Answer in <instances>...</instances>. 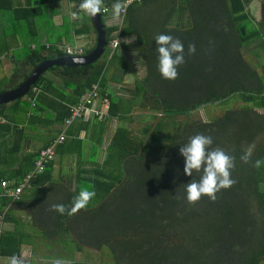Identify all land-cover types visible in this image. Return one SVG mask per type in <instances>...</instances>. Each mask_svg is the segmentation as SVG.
Segmentation results:
<instances>
[{
    "label": "trees",
    "instance_id": "1",
    "mask_svg": "<svg viewBox=\"0 0 264 264\" xmlns=\"http://www.w3.org/2000/svg\"><path fill=\"white\" fill-rule=\"evenodd\" d=\"M28 1L30 7L23 9L12 8L10 0H0V2L5 4L0 11H6L11 20L16 22L20 21L19 19L23 21L30 19V22H32L37 18L38 20L39 18H45L43 15L44 5L48 4L50 0ZM122 1L103 0V6H112ZM141 1L147 0L133 1L127 6L125 13L130 11L133 4ZM204 1L210 0H169L171 10L172 5H179L176 9H173L178 14L179 19L177 23H174L172 21L173 15L169 19L168 17L166 18L167 23L173 24L174 27H166V23H159L157 34L172 35L180 39L184 45L186 62L179 66L178 78L174 81L163 79L162 83L158 68L155 69L152 77L163 88V94L171 95L172 99L164 98L159 93L152 91L153 89L146 88V82H144L146 79L144 78L134 81L133 86L134 84H143L142 89H129L130 91L128 92L131 96L126 99L115 96L110 97L106 94L109 102L108 118L102 122L95 121V127H98V131L95 139H90L91 142L86 158V161L91 164V168L86 173L80 172L75 177L73 190L58 204H63L70 209L73 198L78 195L82 187L91 186L90 190H94L96 195L86 209H82L74 215L69 216L67 213L61 215L53 211L50 222L51 228L47 232H35L40 235L39 237L46 238L48 236L50 238L54 236L55 239L60 241L58 242L59 244H63L61 241L65 237L69 242L73 243L74 251L77 252H81L83 249L96 251L99 248L102 250L103 257L107 258L104 262L102 261L104 264H117L113 250L114 244L109 243L108 240L111 237L115 238L117 235H125V232L117 226L115 229L98 231L94 233V237L89 236L90 234L85 235L84 229L98 219V214L90 215V212L92 210L105 211L107 206L110 207V203L113 200L117 202V207H119V215L116 218V222L121 220L122 224L126 223L132 226L128 227L132 229V232L138 231L141 226L143 227L142 230L148 229V221L146 219L150 218V221L153 222L152 215L155 217L158 212L164 211L165 208H168L169 212L172 211L173 205L177 202L181 203L184 201L186 203L184 199L185 184L190 182L191 179L198 180L199 174L194 173L192 177H189L182 173L184 172V158L180 155L179 148L188 142L189 137L196 134H204L213 138L212 147L218 146L229 155L235 157V167L232 169L231 174L232 178L237 181L236 184L227 190H221L217 193L215 202L209 200L207 196L202 197L198 202L218 210L219 214L215 220L217 224L227 221L223 224V228L218 235V244L214 248H219L220 240L223 237H228V242L231 240L230 238H233L234 241L236 236L242 238L245 230H255L257 228L256 225L258 223L253 224L251 222V215H244V211L240 209L239 204L241 203H239V200L244 199L242 195L244 190L254 195L263 215V221L259 223L263 233L255 249L252 248L248 252L243 251L242 248L236 249V251L233 250V252L229 251L227 255L230 256L221 260V257L216 253V249H213L212 252H206L203 247L204 256L211 255L213 264H259L260 256H264V165H261L260 168H255L251 163H243L240 157L250 145H255L252 161L264 159V145L256 140V136L264 126V86L251 92L249 89L244 88L242 83L246 82L245 80L247 79H253V74L252 71H249L242 64L239 52L235 50L236 46L237 48L242 47L244 43L259 35V33L255 29L245 30L250 22L245 7L249 0H227L228 3L223 0H211L216 2L214 3L216 7L213 8H209ZM191 2H194V7L190 6ZM208 4H211V2H208ZM214 4L212 3L211 5ZM14 14H20L21 17L14 19ZM127 14L123 16L124 21L122 20V22L124 25L122 27L104 26V39L107 45L111 34L117 29H119L118 34L121 36L130 34L131 31L128 25H125ZM102 17L100 15L103 23ZM85 19L93 29L90 17L85 15ZM262 22H264V19ZM211 25L214 28L213 32L208 30V26ZM68 26L70 27V25ZM8 28L12 29V24L4 23L0 26V34H2L0 37V57L4 52L11 50V70L8 75L5 73L0 74V93L16 87L44 60H52L64 56L61 52L55 50V46L59 41L54 36H46L45 39L37 38L33 47L26 42H21L23 45L9 47L6 34V29ZM196 30H199V37L195 36ZM83 33H86L85 29L73 31L75 35ZM66 42H70V40L66 39ZM47 43L48 48L45 50L44 47ZM146 43L148 44L149 42L146 40ZM189 44H195L198 49L191 56L187 55ZM93 47L94 45L83 49L81 55L89 54ZM204 47L206 49L209 47L211 56L209 55L208 57V53L204 52ZM123 48L125 49L127 46L124 45ZM45 51L46 53L42 54ZM111 53L108 46H106L101 56L90 64L76 67L52 66L48 68L23 96L13 100L10 104L15 105L14 110L21 111L30 117L27 119L28 121L30 119L32 121L35 120L38 122L37 124L44 127L60 124L68 115V107L73 105L78 97L89 89L91 85L97 84L99 90L104 91L105 71L108 66L107 61L104 59L107 55L110 56ZM103 55H105V58L101 59ZM111 56L109 57L110 60ZM154 60H157L158 64V58ZM44 73L53 75L59 83L48 79ZM237 74H243L240 80L237 79ZM143 87L146 89H143ZM32 88L39 91L35 98H33L31 93ZM172 91L178 92L181 96L179 98L184 101H188L191 97L196 98L197 100L195 101L197 102L186 107H173L172 103L178 98L172 96L174 95ZM32 100L34 102L33 108L30 106ZM239 102H249L250 106L248 108L243 105L236 106ZM205 105H217L223 113L222 117L214 118L206 123L175 120V116L186 114ZM4 107L5 104H0V120H2L0 121V141L13 128L8 121L6 114L8 111ZM134 109L145 113L135 114L136 110L134 111ZM255 109H260L262 113H257ZM112 119H114L116 125L106 146L102 149L104 130ZM158 137H164L168 140L164 143L165 145H162V151L153 150L154 142L158 141ZM77 144L80 148V141ZM48 145L49 143L43 148ZM59 147L60 149L63 148L61 145ZM169 152L173 153L175 158L171 163L168 162L169 160L163 161V158ZM76 153L77 157H80V150H77ZM98 154L101 159L99 161L96 159ZM10 155L11 153H7L5 162L12 165V163L7 161L11 158ZM36 155L37 152L22 155L16 161L13 169L4 170L0 168V181H6L9 184L17 182L32 170ZM98 162L100 164H97ZM176 162L182 172L174 170L171 174V182L164 181L160 184L162 188L160 192L152 190L148 192V195L142 201L135 200L134 197L129 196L128 188L131 181L140 180L139 186H143L142 189H144V183L149 172L142 171L141 167L143 165L160 168L154 169V172L162 174L166 171L167 175H170ZM52 165V162L47 164L43 172L31 180L30 187L38 186L48 181L51 177ZM83 174L86 176H83ZM129 179L132 180L129 181ZM177 194L181 196V199L175 198ZM25 209H27L26 204L22 205L17 201L13 204L10 199L0 197V224L7 223L6 225H11L9 228H0V258L10 259L12 256H20L22 247L29 244L32 241V237L35 236V234L31 235L28 231L22 229L23 225L14 216L17 211H25ZM248 211L251 213L250 210ZM164 218L168 219L166 215H164ZM109 219H112V217H105L104 221L106 222ZM139 221L141 222L140 224H138ZM236 222L239 223L237 226L240 225L238 228L243 233H234L237 231L233 226ZM80 224H83L82 229L77 234L76 231H78ZM146 230H144V234L149 235ZM226 232H228L227 235ZM121 245L124 249L126 248L125 244ZM152 246H159L158 241L155 245L151 244L149 248ZM62 248H65V246H62ZM132 251L135 252V247L132 248ZM137 258V256L132 254L130 262L127 263L132 264ZM150 259L146 257L143 262L155 264ZM170 260L172 261L171 264L205 263L203 257L183 260L178 259L175 255L172 256V254L170 255ZM73 264L97 263L73 262Z\"/></svg>",
    "mask_w": 264,
    "mask_h": 264
},
{
    "label": "rangeland",
    "instance_id": "2",
    "mask_svg": "<svg viewBox=\"0 0 264 264\" xmlns=\"http://www.w3.org/2000/svg\"><path fill=\"white\" fill-rule=\"evenodd\" d=\"M169 3V0H152V3L149 4V6L145 8L143 12L136 15V12H132L133 14L131 13L133 21L137 22V20H139L137 28L142 30V32L147 36L146 37L144 35L147 38L150 47H148V49L145 51L144 57H141L143 69L133 64L134 68L137 70V73H134L133 76L132 74L130 75L129 72L127 74L124 73L123 75L122 73H116L115 80L118 82L124 81L125 92L123 93L125 95L128 94V91H130L129 89H142L143 84H134L133 86V83L135 80H137V78H144L146 79L144 81L146 82V88L153 89L152 91L159 93L164 98L172 99V97H170L171 95H168L167 93L163 94V88L161 87V85L154 78H152L154 75V71L155 69H157L158 65L156 62L157 60H154L158 58L154 40V37L157 35V31L160 25L158 21H160L161 24L165 22L166 27H174L173 24H168L166 20L167 17L169 19V17L172 16V10L170 9L169 11V8H162L165 6H169ZM177 6L179 5L177 4ZM263 7L264 6L259 8V2H257L251 4L249 8L246 9V14H248V19L250 20V22L248 23L245 30L249 31V29H255L259 33V35H256L255 37L244 43L242 47H235V50L239 52L240 59H242V64H244L249 71H252L253 79H247L245 80L246 82L242 83L244 88L249 89L250 92L252 90H256L257 88L261 89L262 86H264V22H262L264 19V13H262L264 11ZM172 21L177 23V20L175 18ZM157 23L158 25H156ZM102 25L104 26V24ZM208 28V30L213 32L214 28H212V25L208 26ZM198 34L199 30H196L195 36L199 37ZM145 43V41H142V45H145ZM62 44H64V42H62ZM208 48L206 49V47H204V52L208 53L207 55L209 57L210 50ZM196 50L198 49L196 48ZM108 55L106 58L105 55L101 57V59L105 58L104 60L107 61V69L109 68L111 63H113L114 61H118L120 66L119 69L121 70L123 69L122 65L124 66L126 60L130 61L131 59L126 58L125 60L122 55H119L117 50L112 51V53L110 54V56L112 55L111 60L109 58L110 56ZM239 57L237 58L239 59ZM126 68H128V65ZM8 71L5 72L6 75H8ZM48 74L49 73H44L45 76H47ZM242 76L243 74H237V79L240 80ZM160 78L163 83L164 78L161 75ZM146 88L143 87V89ZM172 93L174 94L172 96L178 98L175 102L172 103L173 107H186L189 105H193L194 103L196 104L197 102L195 101L197 100L196 98L194 99L191 97L188 101H184L183 99L179 98L181 96L178 92L172 91ZM239 105H243L244 107L248 108L250 106V103L239 102L236 106ZM135 110L136 109H134V111ZM255 111L257 113H262L260 109H255ZM136 112L140 113L143 111L136 110ZM222 114L223 113L217 105H205L186 114L177 115L175 116V120L181 122L198 121L206 123L210 122L214 118L222 117ZM135 118H137V116H135ZM256 140L258 141V143L264 145V126L262 127L261 132H259L256 136ZM167 141V138L158 137V141L154 142L155 144L153 150L162 151L161 147H163L162 145ZM174 159L175 158L173 156V153L169 152V154L163 158V161L169 160L168 162L171 163L172 161H174ZM97 164L100 163L98 162ZM141 168L142 171H147V173L149 172L144 183V189H142L143 186H139L140 180L138 179H136L134 182L131 181L132 179H129L131 183H129L130 185L128 188V193L130 194L129 196L134 197V199L138 201H142L143 198L148 195V192L152 190H154L155 192H160L162 190L160 184L164 181H170L171 174L174 170H177L180 173L182 172L177 162L174 164L170 175H167L166 171L162 174L156 171L155 173L154 169L160 168H153L152 166L150 167V165H143V167ZM244 185H246V183H244ZM66 195L67 194L59 198L60 200L53 199V203L47 205L45 211L41 213L39 211V214H37L36 209L33 207L35 212V219L31 218L33 214L31 209H28V212L25 211L22 216L18 215L19 217H16L20 224L23 225L21 227L22 229L28 231L31 235L35 234V236L32 237V241H30L29 244L24 245L21 249L20 256H24L27 259L28 264H53V262L57 259L68 261L69 264H73V262H92L97 264H104V260L107 259L106 257H103L102 250L99 248L96 251L83 249V251L77 252L74 251L73 243L69 242V240L65 237H63L61 241L63 242V244H59L58 242L60 241L55 239L54 236L50 238H48V236L46 238H41L39 237L40 235H37V233H35H41V231L47 232L51 228L50 222L52 219L53 211H50V206L52 204H58L62 199L66 198ZM242 195L244 196V199L239 200V203H241L239 204L240 209L244 211V215H251V222L253 224L258 223L256 225L257 228L255 230H245V234L243 235V237L241 238L236 236L234 238V241L233 238H230L231 240L228 242V237H223V239L220 240L221 242L219 243V248L217 249L214 247L216 244H218V235L223 228V224L227 221H224L222 224H217L215 220L219 214L218 210L201 202L196 203L195 205H189L184 201L181 203L177 202L175 205H173V209H171L172 211L169 212V209L165 208L164 211L158 212L155 217L152 215L153 222L150 221V218L146 219L148 221L147 227L151 230L148 231L147 228L142 230L143 227L141 226L140 229L137 228L138 231L132 232V229L128 228L132 226L126 223L122 224L121 220H117L116 222V218L119 215V207H117V202H114L112 200V203H110V207L107 206L105 211L92 210L90 212V215L98 214V219L95 223L85 228L84 232L85 235L90 234L89 236L94 237V233L98 231H107L111 228L115 229V227L119 226L120 230L125 232V235H117L115 238L111 237L108 240L109 243L114 244L113 250L117 264H128L130 262L129 260L131 259L132 254L138 257L135 261L132 262V264H141V262H143L146 257L151 258L150 261H153L155 264H171V254L172 256L175 255L178 257V259L183 260H188L194 257H203L205 259L204 264H213V257L211 255L204 256L205 254L202 251L203 247L204 249H206V252H212L213 249H216V253L221 257V260H223V258L227 259L226 257L230 256L227 255L229 251L233 252V250L236 251V249L242 248L243 251L248 252L252 248L255 249L256 245L261 240L263 232H261L259 223L263 221V215L259 209L260 207L258 206L256 198L251 192L244 190V193ZM124 209H126V207H124ZM248 210H250L251 213H249ZM164 215H166L168 219H165ZM105 217H112V219H109L105 222ZM140 223L141 222L139 221L138 224ZM6 224L7 223L0 224V228L2 229L11 227L10 224ZM238 224L239 223L237 222L236 224H233L234 228L237 230L234 233H243V231H240V228H238L240 226H237ZM82 225L83 224L79 225V228L77 229L78 231H76L77 234H79L78 232L81 231ZM144 230H146V233L149 235H145ZM227 233L228 232H226V235ZM157 241L159 246H152L151 248H149L151 244L155 245ZM121 244H125L126 250L124 249V247H122ZM62 246H65V248H62ZM134 247L135 252L132 251V248ZM0 264H10V259L0 258ZM142 264H148V262H143ZM259 264H264V256H260Z\"/></svg>",
    "mask_w": 264,
    "mask_h": 264
},
{
    "label": "crops",
    "instance_id": "3",
    "mask_svg": "<svg viewBox=\"0 0 264 264\" xmlns=\"http://www.w3.org/2000/svg\"><path fill=\"white\" fill-rule=\"evenodd\" d=\"M10 1L12 8L26 9L30 7L28 0ZM223 1L228 3L227 0ZM80 2L81 0H50L48 4L44 5L43 15L45 18H39V20L37 18L32 22H30V19L27 21L19 19L20 21L16 22L15 20H11L9 14L6 13V11H0V26L4 23L9 25L12 24L13 26L12 29H6L9 47L18 46L22 44L21 42H26L30 44L31 47H33V44L37 38L45 39L46 36H54L55 39H58L59 43L56 45L76 46L81 47L82 50L92 47L95 44V32H93L94 29L91 28V25L85 19V14L80 11ZM204 2L207 3L209 8L216 7L214 4L216 2H212L211 0ZM208 2H211V4L213 3L214 5L208 4ZM257 2H259V8L264 6V0H249L248 4L245 6L246 9L249 8L251 4ZM151 3L152 0L138 2L132 5L129 12L125 13V15L128 13L125 25H128L131 32L128 35H117L119 45L115 50H117L119 55H122L125 60L126 58L131 59L130 61L126 60L124 66L122 65L123 69L121 70L119 69L120 66L118 61H114L111 63L108 69L106 68L104 78V92L110 97L115 96L126 99L131 96L129 92L126 95L123 93L125 92L124 81H116V73H122L123 75L124 73L127 74L129 72L130 75L132 74L133 76L134 73H137L134 65H137L143 69L141 57H144L145 51L150 46L147 43L142 45V41L146 42L147 36L142 32V30L137 28L139 20H137V22L133 21L131 13L136 12L135 15L139 14L143 12L144 9L147 8ZM191 3L192 4L190 6L194 7V2ZM4 5L5 4L0 2V9H3ZM176 7L178 6H172V20L175 18L178 21V14L173 11V9H176ZM162 8L170 9L169 6ZM73 13L77 14L76 18L73 17ZM19 16L21 17L20 14H14V19H17ZM102 19V24H104V26L118 27L119 20L117 18L103 16ZM122 20L124 21V18ZM122 20V24L120 23L119 27L124 25ZM158 23L161 22L158 21ZM163 24H165V22ZM68 25H70V27ZM73 28H75L74 30L76 31L78 29L79 31L85 29L86 33L75 35L73 34ZM118 32L119 29L114 31L109 39H111L113 35H115V33L117 34ZM1 35L2 34H0V37ZM66 39H69L70 42H66ZM62 42H64V44H62ZM124 45L127 46V48L124 49ZM43 53H46V51L42 52V54ZM10 62L11 50L4 52L0 57V74L11 70ZM127 65L128 68H126ZM46 77L59 83L58 80H56V78L51 74H48ZM14 106L15 105H11L10 102H8L5 103L4 107V109L8 111L6 114L8 116L10 126L13 127L8 135L2 141H0V168H3L4 170L15 168L16 161L19 160L22 155L26 153L30 154L38 152L58 134L61 128V123L54 126L44 127L43 125L37 124L38 122L35 120L32 121V119H30L28 121L27 119L30 117L26 116L21 111L14 110ZM136 113L137 112H135V114ZM141 113L144 114L143 112ZM95 125V120H93L90 115H87L82 119L74 120L65 129V138L63 143L60 144L63 148L60 149V145L56 146L55 148L50 179L46 182H43L41 185L32 186L22 192L23 195L21 194V198L17 202L22 205H27V209H25V211L28 212V209H31L33 212L31 216L32 219H35L33 207L36 209L37 214H39V211L40 213L45 211L47 205L53 203V199L60 200L59 198L73 190L75 177L78 176L80 172L86 173L87 170L91 168V164L86 161V158L90 146L89 142H91L90 139H95V135L98 131V127H95ZM115 125L116 123L114 119L108 122V125L104 130V136L101 145L102 149L106 146ZM78 141H80V148L77 144ZM77 150H80V157H77ZM7 153H11V158H9L7 161L12 163V165L5 162ZM96 159L98 161L101 160L99 154L97 155ZM83 176L86 175L83 174ZM25 211H17L14 213V216H22Z\"/></svg>",
    "mask_w": 264,
    "mask_h": 264
},
{
    "label": "clouds",
    "instance_id": "4",
    "mask_svg": "<svg viewBox=\"0 0 264 264\" xmlns=\"http://www.w3.org/2000/svg\"><path fill=\"white\" fill-rule=\"evenodd\" d=\"M131 0H129V3ZM103 0H81L79 9L87 16L94 17L101 12ZM114 17H119L124 11V5L117 2L112 5ZM77 14L73 13L76 18ZM156 51L158 53V71L161 76L170 81L178 78V68L185 61V51L182 41L168 34H157L154 37ZM196 52L195 44H189L187 55H194ZM213 138L209 135L196 134L189 137L188 142L179 148L180 155L184 158V174L192 177L194 173L199 174V179H191L185 184L184 199L189 205H195L204 196L215 202L217 193L227 190L236 184L232 178V169L235 167V157L226 153L220 147H212ZM255 145H250L241 155L243 163H251L253 167L260 168L264 165V159L252 161V154ZM91 186L82 187L77 196L73 198L71 208H66L63 204H52L50 211H55L61 215L67 213L71 216L82 209H86L90 201L95 197ZM176 199H181L179 194ZM10 264H28L24 256H12ZM53 264H69L68 261L57 259Z\"/></svg>",
    "mask_w": 264,
    "mask_h": 264
},
{
    "label": "built area",
    "instance_id": "5",
    "mask_svg": "<svg viewBox=\"0 0 264 264\" xmlns=\"http://www.w3.org/2000/svg\"><path fill=\"white\" fill-rule=\"evenodd\" d=\"M138 0H131L130 3ZM129 0H123L121 2L124 5V11L119 17H114L112 6H103L101 12L102 16L113 17L119 20L118 27L120 26L121 20L125 14L127 6L130 4ZM118 33L113 35V38L108 42V48L112 52L115 50L118 43ZM45 50L48 48V44H45ZM55 50L61 52L64 56H80L82 54V48L76 46H62L56 45ZM38 90L35 88L31 89L33 98L38 94ZM33 108V100L30 103ZM109 107L108 98L106 93L100 91L97 84H93L84 91L76 100V102L68 107V115L61 122V128L58 134L49 142V145L45 148L40 149L37 152L36 158L33 161V168L28 173H26L22 178H20L15 183H8L6 181H0V197H5L10 199L11 202H16L19 200L22 192L29 189L31 186V180L36 176L40 175L47 164L53 162L54 151L56 146L63 143L65 138V129L77 119H82L87 115L95 121H104L108 118L107 111ZM11 186V187H10Z\"/></svg>",
    "mask_w": 264,
    "mask_h": 264
},
{
    "label": "water",
    "instance_id": "6",
    "mask_svg": "<svg viewBox=\"0 0 264 264\" xmlns=\"http://www.w3.org/2000/svg\"><path fill=\"white\" fill-rule=\"evenodd\" d=\"M90 20L95 32V44L89 54L74 57L62 56L52 60H44L36 68H34L16 87L0 93V104L11 102L23 96L28 91L29 87L38 79V77L52 66L76 67L87 65L97 60L103 53L104 48L107 46L104 39V26L102 25L99 13L94 17H90Z\"/></svg>",
    "mask_w": 264,
    "mask_h": 264
}]
</instances>
